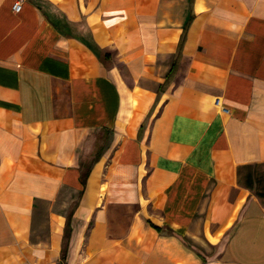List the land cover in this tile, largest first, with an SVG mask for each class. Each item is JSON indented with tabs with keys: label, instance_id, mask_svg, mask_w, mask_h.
<instances>
[{
	"label": "crops",
	"instance_id": "obj_1",
	"mask_svg": "<svg viewBox=\"0 0 264 264\" xmlns=\"http://www.w3.org/2000/svg\"><path fill=\"white\" fill-rule=\"evenodd\" d=\"M261 166L264 0H0V264H264Z\"/></svg>",
	"mask_w": 264,
	"mask_h": 264
},
{
	"label": "built area",
	"instance_id": "obj_2",
	"mask_svg": "<svg viewBox=\"0 0 264 264\" xmlns=\"http://www.w3.org/2000/svg\"><path fill=\"white\" fill-rule=\"evenodd\" d=\"M12 9L15 12H18L21 9V3H20V1L14 2L13 5H12ZM215 104H219V100L218 99L215 100ZM222 110L224 112H227V108H225V107H222ZM24 264H38V263H24ZM52 264H65V263L62 260H59V261H55Z\"/></svg>",
	"mask_w": 264,
	"mask_h": 264
},
{
	"label": "trees",
	"instance_id": "obj_3",
	"mask_svg": "<svg viewBox=\"0 0 264 264\" xmlns=\"http://www.w3.org/2000/svg\"><path fill=\"white\" fill-rule=\"evenodd\" d=\"M244 167L247 168L246 176H245L246 185L247 186H251V184H253L252 171L250 170L251 169V166L250 165H246Z\"/></svg>",
	"mask_w": 264,
	"mask_h": 264
},
{
	"label": "rangeland",
	"instance_id": "obj_4",
	"mask_svg": "<svg viewBox=\"0 0 264 264\" xmlns=\"http://www.w3.org/2000/svg\"><path fill=\"white\" fill-rule=\"evenodd\" d=\"M256 172H258V174H261V181L259 182V186L264 189V166H261L259 168L257 167Z\"/></svg>",
	"mask_w": 264,
	"mask_h": 264
}]
</instances>
